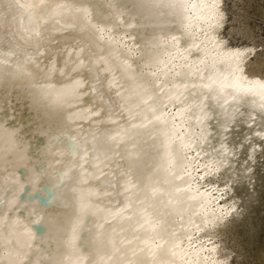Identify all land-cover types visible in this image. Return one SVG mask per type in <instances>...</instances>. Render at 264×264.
<instances>
[{
  "label": "snow or ice",
  "instance_id": "snow-or-ice-1",
  "mask_svg": "<svg viewBox=\"0 0 264 264\" xmlns=\"http://www.w3.org/2000/svg\"><path fill=\"white\" fill-rule=\"evenodd\" d=\"M246 12L247 0L0 2V49L17 17L37 28L34 50L0 60V87L26 80L65 117L55 190L71 191L55 253L0 210V264H237L230 232L264 181V22ZM13 110L0 108V154Z\"/></svg>",
  "mask_w": 264,
  "mask_h": 264
},
{
  "label": "bare ground",
  "instance_id": "bare-ground-1",
  "mask_svg": "<svg viewBox=\"0 0 264 264\" xmlns=\"http://www.w3.org/2000/svg\"><path fill=\"white\" fill-rule=\"evenodd\" d=\"M32 6L38 7L39 0H32ZM245 15L250 16L259 30V24L264 22V0H247ZM10 31L12 34L6 43L11 48L0 49V60L13 62L15 57L24 55L25 49L34 50L32 40L37 28L33 25L29 31H24L23 22L17 17ZM27 84L21 79L8 87H0V108L14 109L10 127L3 135L16 137L11 155L0 154V210L7 216L9 210L14 209L12 219L26 228L25 236L35 245V251L55 253V226L63 214L70 211L64 197L71 196V191L55 190L61 183L57 170L64 167L67 171L64 165L67 153L58 148L57 136L51 133L65 117L34 100L26 91ZM68 124L71 125V121ZM64 134L72 135V128H65L64 133L58 135ZM72 138L73 142H78L75 136ZM37 145H40L38 151ZM53 192L55 195H50ZM41 224L43 231L39 230ZM230 243L239 253L237 264H264V181H257L251 202L232 227Z\"/></svg>",
  "mask_w": 264,
  "mask_h": 264
}]
</instances>
